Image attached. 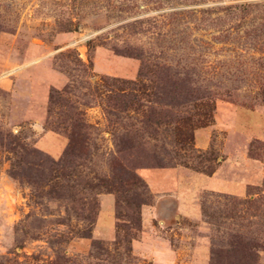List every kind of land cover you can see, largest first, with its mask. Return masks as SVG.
Returning <instances> with one entry per match:
<instances>
[{
    "label": "rangeland",
    "instance_id": "374dc122",
    "mask_svg": "<svg viewBox=\"0 0 264 264\" xmlns=\"http://www.w3.org/2000/svg\"><path fill=\"white\" fill-rule=\"evenodd\" d=\"M0 264H264V0H0Z\"/></svg>",
    "mask_w": 264,
    "mask_h": 264
},
{
    "label": "trees",
    "instance_id": "16d2710c",
    "mask_svg": "<svg viewBox=\"0 0 264 264\" xmlns=\"http://www.w3.org/2000/svg\"><path fill=\"white\" fill-rule=\"evenodd\" d=\"M69 140H70V142H69L68 146L69 147L72 146L74 148H75V146H77L76 143L79 141V140L78 141L76 140L75 132L71 133V135L69 136ZM128 145H131V144H128ZM119 168L122 169V170L125 169L124 166L122 164H120V163H119Z\"/></svg>",
    "mask_w": 264,
    "mask_h": 264
}]
</instances>
